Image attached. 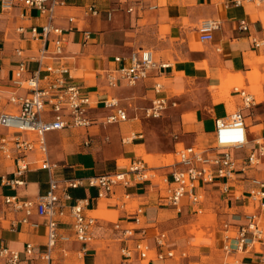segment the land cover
I'll list each match as a JSON object with an SVG mask.
<instances>
[{
    "label": "crops",
    "instance_id": "0c3cea01",
    "mask_svg": "<svg viewBox=\"0 0 264 264\" xmlns=\"http://www.w3.org/2000/svg\"><path fill=\"white\" fill-rule=\"evenodd\" d=\"M92 3H96L100 14L86 12L87 6ZM134 4V9L130 12L128 8ZM120 10H125L127 14H119ZM108 12H112L111 19L108 18ZM71 16L75 18L74 22L70 21ZM205 18L219 19L222 24L221 29L215 33V39L207 43L199 40L197 31L198 25ZM242 19L248 21V31L239 30L238 24ZM144 20L147 24H140ZM46 21L37 8L17 4L10 11H5L0 2V111L15 112V105L8 99L10 94L15 91L19 94L26 93L13 85V73L21 61L27 63L24 77L38 68V61L31 56L39 54L42 44L30 37L29 27H40ZM53 23L65 30L67 42L61 58L47 56L45 60L52 63L64 62L73 68L76 81L94 102V108L90 111L93 124L89 127L75 126L49 132L48 159L55 167L49 172L33 164L24 176L25 183L15 188L1 182L3 175L13 177L14 162L0 158V247L20 251L21 264H44L38 255L45 249L47 238L44 218L33 213L27 222H23L25 211L14 210L5 202V196L16 195L22 200H36L49 190L50 178H54L59 183L58 195L62 204L68 206L76 199L88 198L90 204L87 214L97 218L94 238L87 245L73 237L72 218L69 214L60 220V234L70 238L58 239L52 250L55 264H117L123 259L121 248L124 246H129L132 250L131 258L126 260L128 264L146 263L135 249V240L127 241L123 238V231L115 227L117 222L125 227L135 226L132 217L138 207H143L144 213L139 225L142 228L135 230V238L144 237L152 247L150 254L154 258L149 264H260V254L256 252H225L222 248V235L225 222L235 227L244 222L246 213L259 212L248 205L245 198H237L236 195H239L238 192L244 194L250 178L264 179V164L257 165L248 175L238 172V179L231 184L232 191L229 195L222 191L219 182L203 184L198 189L204 194V200L198 206L191 205L187 198L182 200L179 207L168 205L163 197L164 190H159L158 183L153 179L137 184H119L112 192L103 190L102 195L96 187L69 188L66 187V182L74 178L124 170L136 158L147 163L139 154L156 153L154 137L145 123V110L151 106L157 82L164 84L167 79H181L184 89L188 79L211 85L216 73L223 71L225 76L230 73L235 76L244 74L245 83L243 79L230 81L229 87L223 88L221 92L228 94L232 85L242 88L246 85L257 94H261L262 90L264 92V65L253 62L254 57H260L264 53V45L256 46L253 43V38L264 41V3L257 4L253 0H244L242 5L229 4V0H67V5L55 8ZM20 26L26 27V31L21 33L18 30ZM125 26L135 28L131 31L139 29L140 36L145 38L139 42L130 39L134 46H128L124 35L114 36L116 30ZM86 30L93 35L84 43ZM53 37L51 35L47 44L48 49L52 48ZM140 49L152 50L158 64L168 63L169 66H158L148 78L135 85H130L121 78L116 86H109L106 73L119 66L113 61L114 57L129 56ZM18 51H22L21 54ZM252 53L256 55H251ZM247 58L252 61L251 67L246 63ZM170 81L169 86L174 90L172 80ZM219 84L223 85V81ZM233 91V97L240 96L235 89ZM164 92L172 100L176 99L175 96H169L165 84ZM250 94L256 100L252 112L235 102H224L228 104L230 111L244 108L251 139L264 138V96L258 99L254 93ZM112 97L118 99L119 104L127 110V120L112 124L105 122V117L112 110L104 105V101ZM217 117L226 116L215 115L210 124L203 122H207L210 117L199 119L197 124L193 121L184 122L181 116L182 133H173L176 139L174 149L169 153L160 151L164 152V157L169 161L162 166H147L164 176L176 160L170 155H175L181 146L208 148L214 145L213 130ZM185 123H189V130L185 129ZM138 126L141 129L134 131ZM132 133L135 134L133 138L123 141ZM87 141L89 144H86ZM245 152L233 150L237 158L243 157ZM30 158L33 159L34 156ZM65 192L72 196L71 200H66ZM134 201L136 205L133 204ZM260 213L264 218V211ZM207 215L212 219L211 222L219 224L217 227L208 224L212 227L211 230H216V235L210 238L213 243L193 245L200 242L201 237L192 233V226L196 222L205 223ZM33 223H38V226H33ZM160 233L166 234L167 247L164 250H174V257L155 259L158 251L156 236ZM28 243L35 244V256L25 254ZM182 252H186L187 256L182 257ZM0 264L7 263L0 258Z\"/></svg>",
    "mask_w": 264,
    "mask_h": 264
},
{
    "label": "built area",
    "instance_id": "2783aa9c",
    "mask_svg": "<svg viewBox=\"0 0 264 264\" xmlns=\"http://www.w3.org/2000/svg\"><path fill=\"white\" fill-rule=\"evenodd\" d=\"M243 1L229 0V4L242 5ZM253 1L257 4L264 3V0ZM0 2L5 11H10L17 4L37 8L47 19L40 27L37 25L29 27L30 37L42 44L39 54L31 56L33 60L38 61V68L24 77L27 63L21 61L13 73V85L25 90L26 93L19 94L15 91L10 94L8 99L15 105V112L0 111V158L14 162L13 177L3 175L1 182L3 185L15 188L25 183L24 176L33 164H37L36 167L39 169L52 171L55 165L48 159L47 134L67 127L91 126L93 121L90 111L94 108V102L76 81L73 68L64 62L52 63L45 60L47 56L61 58L64 53L67 42L66 33L63 28L53 23V19L55 8L67 5V0H0ZM134 6L135 4L128 10L133 11ZM86 12L93 15L101 13L96 3L87 6ZM111 17L112 12H108V18L111 19ZM70 21L74 22L75 18L71 16ZM221 26L219 19H203L197 27L199 40L204 43L212 42L216 31L220 30ZM238 28L241 31H248V21L240 20ZM18 30L23 33L26 27L20 26ZM51 35H54L51 40L52 48L48 49L47 44ZM92 35L91 31L86 30L84 43H87ZM253 43L256 46L264 45V41L257 38H253ZM21 52L18 51L19 54ZM113 61L119 66L106 73V79L111 87L116 86L121 78L130 85H135L148 78L158 66L160 68L169 66L168 63L158 64L153 51L149 49L137 50L129 56L118 55ZM235 91L242 96L243 107L252 112L256 106L254 95L237 88ZM104 105L112 110L105 117L106 123H118L128 119L127 110L119 104L118 99L114 97L106 99ZM176 105V100L165 95L164 84L157 82L154 86L151 106L145 110V116L159 118L168 107ZM244 108L234 110L226 117L215 119L214 145L208 148H200L196 145L181 146L176 150V160L172 163L171 170L162 176L167 184L166 187L163 188L157 184L159 190H164L163 197L168 205L179 207L182 200L187 198L191 205L198 206L204 200V194L198 188L203 184L214 182H219L222 191L229 195L232 191L231 184L238 179V172L248 175L257 165L264 164V138L251 139ZM134 135L132 133L123 141L133 138ZM86 144H89V141ZM233 150L246 152L243 157L237 158ZM32 156H34L33 159L30 158ZM152 170L153 168L148 167L142 159L136 158L124 170L70 179L67 180L66 187H96L102 195L103 190L112 192L119 184L150 182ZM247 182L249 186L243 192L244 194L236 195V197L245 198L248 205L255 207L259 212L246 213L244 222L235 227L225 222L222 248L227 253L256 252L260 254L259 263L264 264V218L260 213L264 211V179L252 177ZM58 188V181L50 178L49 190L39 195L36 200H22L16 195L5 196V202L14 210L25 211L26 217L23 218V222H27L28 217L33 213L44 218L47 228L45 249L37 253L44 264H55L52 250L58 239L70 238L59 232L60 220L67 214L72 218L73 237L85 245L93 240L94 228L97 225V218L87 214L90 204L88 198L76 199L67 206L60 202ZM64 197L66 200L72 199L68 192H65ZM143 213V207L135 209L132 217L135 226L125 227L117 222L115 227L123 231V238L127 241L135 240L136 251L145 260L144 264H149L154 258L150 254L152 247L144 237L135 238V230L142 228L139 225ZM33 226H38V223H33ZM156 247L158 251L155 253V259L157 260L175 256L174 250H164L167 247L165 233L156 236ZM24 252L29 257L35 256V244H26ZM121 254L123 259L117 264H128L126 260L132 256L130 247H122ZM181 256L186 257V252H182ZM0 258H3L7 264L22 262L20 251L4 246L0 247Z\"/></svg>",
    "mask_w": 264,
    "mask_h": 264
},
{
    "label": "rangeland",
    "instance_id": "374dc122",
    "mask_svg": "<svg viewBox=\"0 0 264 264\" xmlns=\"http://www.w3.org/2000/svg\"><path fill=\"white\" fill-rule=\"evenodd\" d=\"M119 14H122L124 16L127 13L125 10H120ZM140 24L145 25L147 24V22L146 20H144L140 22ZM134 29L135 28L125 26L124 28H120L119 30H116L114 36L124 35V37L127 38L128 40L127 45L134 46V43L129 41L130 39H136L137 42H139L141 39L145 38L144 36H140L139 29L135 31H131ZM146 48H150V47H146ZM254 54L252 53L251 55ZM263 55L264 53H262L260 57L259 56L254 57L253 62L256 61V63H259L260 65H264ZM259 71L261 73V69H259ZM238 79H243V82L245 83L244 74L235 76L234 74L230 73L227 76H225L224 72L222 71L220 74L216 73L214 79L212 78L211 85L199 84L195 82L193 79H188L186 80L187 85L185 89H184V82L181 79H177L176 81L173 79H167L166 81L167 83L164 81L166 91L168 92L169 96H175L176 98L175 100L178 102V105L176 107H170L169 109H167L159 118L145 119V123L148 125V129H150V131L152 132L151 135L154 137L153 142L156 147L154 150L156 151V153L139 154V156L145 158L147 162L146 165L162 166L169 161L167 158L164 157L165 156L164 152L169 153L175 147L176 139L174 138L173 133L175 132L182 133L181 116L184 122L191 123L193 121V123L195 122L197 124L199 123V119L203 120V118L210 117L211 119H209L207 122L206 120L203 121L204 123L210 124L213 122L214 120L213 118L215 117V115L227 116L234 111V110L230 111L228 109L229 107L228 104H225L224 101H229V103L231 104L235 102L236 104H239V106L243 105L241 95L237 97H233V95H235V92L233 90L238 85H232V87L230 88V92L228 94H225L224 93L225 91L221 92L223 88L229 87L230 81H235ZM170 80H172V83L174 85V90H172L171 86H169V84H171ZM221 81H223V85L219 84L221 83ZM239 87L242 88L241 86ZM242 89L248 93L249 92L254 93L258 97V99L259 98L262 99L264 96L263 90L261 94H257L254 90L247 88L246 85ZM252 124L253 127H256L254 123ZM188 125L189 123H185L186 130H189L191 128ZM137 129H141V126L134 128V131ZM130 136L131 134H129L128 137ZM211 143H213V141ZM160 151H164V152H160ZM170 156H172V158L174 156V160L176 159V155L173 154ZM166 157L168 156L166 155ZM150 173L153 174L152 179L155 183H158L163 188L166 187L167 184L164 181L163 177L160 175L159 171L152 170L150 171ZM238 194L240 193L238 192ZM133 204L136 205L137 203L134 201ZM207 217L208 219H206L205 223L196 222L197 224L192 226V233L195 232L197 236L201 237L200 242L198 243L196 242V244H194L193 241L192 242L193 245L200 246L201 244L210 245L211 243H213V240L212 242H210L211 240L210 238L211 237L213 238L216 235L215 233L216 230L215 231L211 230L212 227H210L208 224H214L215 227H217L219 224L217 222L215 223V221L211 222L212 219H210L208 215ZM213 217H215V215L211 216V218ZM196 218H198V216ZM196 238L197 237H195V239Z\"/></svg>",
    "mask_w": 264,
    "mask_h": 264
},
{
    "label": "bare ground",
    "instance_id": "6f19581e",
    "mask_svg": "<svg viewBox=\"0 0 264 264\" xmlns=\"http://www.w3.org/2000/svg\"><path fill=\"white\" fill-rule=\"evenodd\" d=\"M246 63H247L249 66L252 65V61H251V59H248V58H247ZM221 72H222V71H221ZM213 73H214V72H213ZM219 78H220V77H219ZM219 78H218V79H219ZM212 82H213V81H212ZM219 82H220V81H219ZM220 85H221V84H220ZM220 87H221V86H220ZM236 88L239 89V90H243V89L240 88L239 86H236Z\"/></svg>",
    "mask_w": 264,
    "mask_h": 264
}]
</instances>
